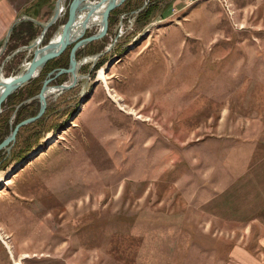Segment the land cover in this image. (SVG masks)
<instances>
[{
  "label": "rangeland",
  "instance_id": "374dc122",
  "mask_svg": "<svg viewBox=\"0 0 264 264\" xmlns=\"http://www.w3.org/2000/svg\"><path fill=\"white\" fill-rule=\"evenodd\" d=\"M148 1L108 17L75 84L0 150V264H223L236 245L255 250L239 206L232 222L224 203L216 217L205 203L255 184L251 173L264 182V0H166L136 22ZM32 50L2 64L4 52L0 75L18 74ZM58 67L64 81L49 85L69 81ZM21 87L1 104L2 140L28 116L22 104L39 110V92L13 96ZM244 191L235 205L249 202Z\"/></svg>",
  "mask_w": 264,
  "mask_h": 264
},
{
  "label": "crops",
  "instance_id": "0c3cea01",
  "mask_svg": "<svg viewBox=\"0 0 264 264\" xmlns=\"http://www.w3.org/2000/svg\"><path fill=\"white\" fill-rule=\"evenodd\" d=\"M57 0H0V58L4 52H9L1 61L6 63L13 55L20 52H31L24 46L30 44L42 30L41 24L46 23L53 14ZM182 4L186 0H175ZM39 32L33 34L35 28ZM33 31V32H32ZM29 36L31 38H29ZM24 39H27L24 41ZM10 47V48H9ZM7 49V50H6ZM24 58L26 59L25 55ZM264 162V161H263ZM258 174L264 175V163L259 165ZM253 175V176H252ZM252 181L255 184L246 185L239 182L235 187L228 186L223 191H216L205 203L207 211L213 216H219L222 205H225V217L228 220H235V206L240 207L244 219L249 218L253 222L250 230V240L256 245L255 250L250 247L236 245L229 254L228 260L223 264H264V182L251 173ZM242 184V185H241ZM245 185V193L250 197L247 204L235 205V197L239 194L233 191H241ZM234 187V189H233ZM205 209V208H204ZM243 219V220H244Z\"/></svg>",
  "mask_w": 264,
  "mask_h": 264
},
{
  "label": "water",
  "instance_id": "95a60500",
  "mask_svg": "<svg viewBox=\"0 0 264 264\" xmlns=\"http://www.w3.org/2000/svg\"><path fill=\"white\" fill-rule=\"evenodd\" d=\"M63 1L64 0L56 1L53 15L46 23L41 24V34L29 45L24 46L26 49L33 50L30 60L26 61L23 69L18 74L9 76L11 79L8 81L7 79L9 77L4 78L0 75V112L1 104L8 95L37 77L47 61L61 54L69 44H73L70 49L68 66L67 68L62 69L63 72L70 74L69 81L58 85H49L48 81H44L39 93L36 95L39 100L38 112L36 115L23 119L15 124L11 132L0 142V150L9 147L7 145L15 140L17 131L21 126L37 120L44 113L46 108V98L50 93L65 90L75 84L77 80V61L75 59L77 48L102 37L107 30L110 12L115 7L121 5L125 0H70L67 5L68 15L66 22L58 27L54 36H52L47 43L41 45V41L47 28L59 19ZM145 5L146 2L142 7ZM80 12H84V15L81 18H79ZM134 12L136 13L137 11ZM98 14L101 16L100 21L98 22V30L94 34L83 37L85 31L95 25L94 23L91 25L89 22ZM102 54L103 52L96 54L93 59H97ZM53 72L54 71H50L47 76L51 75Z\"/></svg>",
  "mask_w": 264,
  "mask_h": 264
},
{
  "label": "trees",
  "instance_id": "16d2710c",
  "mask_svg": "<svg viewBox=\"0 0 264 264\" xmlns=\"http://www.w3.org/2000/svg\"><path fill=\"white\" fill-rule=\"evenodd\" d=\"M143 1L144 0H131V1L128 0V1H126L122 5V7H120L119 9L113 10L110 13L109 24L113 21V19L115 21V19L118 17V15L120 13H124V12L128 13L129 11H131L133 9H136L139 6H141ZM165 1L166 0H149L148 4L146 5V7L144 9H142L141 11H139L135 15V18H134L135 21L138 22V23L147 24L148 22L151 21V18L153 16L154 11L156 10V8L158 6H161L163 4V2H165ZM99 49L100 48L94 47L93 49L89 50V53L90 52H94V51H98ZM66 50L61 55H59V57L56 58V59L60 60L59 63H57L55 59L47 61V63L42 68V70L40 72V75L37 78L30 80L28 83H26L23 87L20 88V90H19V92L17 94H13V96H17V97L22 95L21 99L18 102H21L22 100H24L23 97L28 98V97L33 96L34 94L38 93L40 91V89H41V86H42L43 82L46 81V80L49 81V83H51V84L64 81V78L55 79V78H58L59 76L55 77L54 74L50 75L47 78H46V76H47L48 72L51 71L52 69H54L55 67L60 66V67H64L65 68L67 66V62H68L67 61L68 48ZM63 75H65V74H63ZM10 96L11 95H9L5 99V101L2 103V106H4V103L6 102V100L9 101L11 99ZM33 105H34L33 101L29 102V103L22 104L17 109V111L18 112H22L23 111L24 113H27L28 116L25 117V118L34 116L38 112V106H33ZM46 114H47V109H45V112L43 113V115H41L37 120H35V121H33V122H31V123H29L27 125H24V126L20 127L18 129V133L16 134V138L18 137L19 132L23 128H26V127H29V126H34V125H37V124L41 123ZM25 118H23V119H25ZM23 119H20L19 121H21ZM1 140L2 139H0V141ZM29 148H26V150H28Z\"/></svg>",
  "mask_w": 264,
  "mask_h": 264
},
{
  "label": "flooded vegetation",
  "instance_id": "af4514ba",
  "mask_svg": "<svg viewBox=\"0 0 264 264\" xmlns=\"http://www.w3.org/2000/svg\"><path fill=\"white\" fill-rule=\"evenodd\" d=\"M87 34V30L85 31V35ZM84 35V36H85ZM70 48H69V50H68V57H67V66H68V63H69V51H70V49H71V47H72V45L71 46H69ZM81 51H83V52H88V43L87 44H84V45H81V46H79L78 48H77V51H76V60H77V58H78V56L80 55V52ZM66 66V67H67ZM59 67H55L54 69H52V70H57ZM78 60H77V70H78ZM77 74V76L79 75L78 74V72L76 73ZM67 77H68V80H69V78H70V74L69 73H67ZM79 78H82V77H80L79 76Z\"/></svg>",
  "mask_w": 264,
  "mask_h": 264
},
{
  "label": "bare ground",
  "instance_id": "6f19581e",
  "mask_svg": "<svg viewBox=\"0 0 264 264\" xmlns=\"http://www.w3.org/2000/svg\"><path fill=\"white\" fill-rule=\"evenodd\" d=\"M84 15V12H80L79 13V18H81L82 16ZM100 14H98L97 16H95V18H92L91 19V21L89 22V24H91L92 25V23H94L95 25H98V22L100 21ZM23 68V67H22ZM22 70V69H21ZM4 77V76H3ZM4 78H8V77H4ZM11 79V77H9L8 79H7V81L8 80H10ZM139 117V116H138ZM0 237L2 238V236H1V233H0ZM3 241H4V243H5V245L8 247V250L10 251V254H11V256H13L12 254L13 253H11V249H10V246H9V244L3 239Z\"/></svg>",
  "mask_w": 264,
  "mask_h": 264
}]
</instances>
